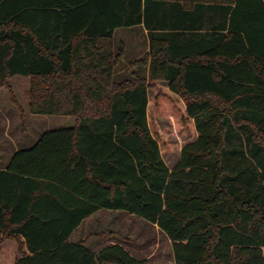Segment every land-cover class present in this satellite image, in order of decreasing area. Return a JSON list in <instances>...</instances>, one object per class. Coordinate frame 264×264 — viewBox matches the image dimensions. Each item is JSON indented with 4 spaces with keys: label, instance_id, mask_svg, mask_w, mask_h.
Wrapping results in <instances>:
<instances>
[{
    "label": "trees",
    "instance_id": "obj_1",
    "mask_svg": "<svg viewBox=\"0 0 264 264\" xmlns=\"http://www.w3.org/2000/svg\"><path fill=\"white\" fill-rule=\"evenodd\" d=\"M134 26L149 49L131 66L149 75L117 77L114 35ZM16 75L32 113L76 118L0 167V250L15 240L16 264H149L71 240L100 210L158 225L175 264H264V0H0V88L22 111ZM157 115L198 132L173 168Z\"/></svg>",
    "mask_w": 264,
    "mask_h": 264
},
{
    "label": "rangeland",
    "instance_id": "obj_2",
    "mask_svg": "<svg viewBox=\"0 0 264 264\" xmlns=\"http://www.w3.org/2000/svg\"><path fill=\"white\" fill-rule=\"evenodd\" d=\"M115 47L122 50V57L116 69V76L129 75L130 70L139 69L149 75L148 66L132 65L131 63L145 57L148 51V36L142 26L121 27L114 35ZM17 102L22 111L14 104L10 91L0 88V159L6 162L13 153L32 146L41 134L47 130L65 128L76 123L74 116L34 114L29 108L30 77L16 75L10 80ZM158 84L185 109L184 101L169 91L166 82ZM149 109L154 104L155 90L149 92ZM155 127L163 139L160 141L162 156L170 168L177 163L181 149L198 137L193 122L188 128L177 126L170 115L154 117ZM1 162V163H2ZM84 231V232H83ZM85 237V238H84ZM74 239L84 240L93 247L98 245L92 240H103V244L119 242L134 256L147 258L149 264H175L172 243L169 237L158 227L145 219L124 211H100L83 225V230ZM14 241L17 247L18 243ZM19 252L17 253L18 256Z\"/></svg>",
    "mask_w": 264,
    "mask_h": 264
},
{
    "label": "crops",
    "instance_id": "obj_3",
    "mask_svg": "<svg viewBox=\"0 0 264 264\" xmlns=\"http://www.w3.org/2000/svg\"><path fill=\"white\" fill-rule=\"evenodd\" d=\"M146 32H147V31H146ZM149 100H150V95H149ZM12 155H13V154H12ZM10 158H11V157H10ZM8 161H9V160H7L6 162H2V163L0 164V167H5ZM100 211H106V210H100ZM100 211H98V212H100ZM107 211H110V210H107ZM98 212L94 213V214L91 215L89 218H87V219L85 220V222H86L87 220L91 219L93 216H95ZM85 222H84L79 228H77V229L73 232V234H72V236H71V240H72V241H79V240H81V239H74V238H76L79 234H80V236H81V232H82V230H83V225L85 224ZM83 232H84V231H83ZM84 238H85V237H84ZM91 243L98 245V247L96 248V247H93V246H91L90 244L86 243V246L89 247V248H91V249L94 250V251H99V250H101L103 247H105V246L108 245V244H103V240H98V239H94V240H92ZM109 244H110V243H109ZM16 249H17V247L14 245V241H13V240H7V241L3 244V246H2V248H1V250H0V264H16V260L20 257L19 254H18V256H17L18 251H17Z\"/></svg>",
    "mask_w": 264,
    "mask_h": 264
}]
</instances>
